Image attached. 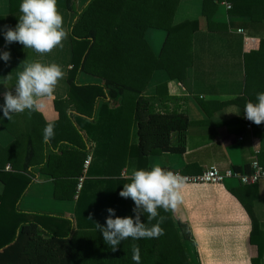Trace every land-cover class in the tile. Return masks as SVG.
I'll return each mask as SVG.
<instances>
[{
  "label": "crops",
  "instance_id": "1",
  "mask_svg": "<svg viewBox=\"0 0 264 264\" xmlns=\"http://www.w3.org/2000/svg\"><path fill=\"white\" fill-rule=\"evenodd\" d=\"M89 1L72 0L71 9L67 6V0H57L68 36L62 46L44 55L23 48L21 54L16 56L4 38V26L7 25L0 22V51L10 52L11 55L6 62L10 70L5 79L0 80V98L3 103L5 91L12 90L14 93L17 73L22 70L23 61L55 62L64 72V78L58 82L54 94L40 101L43 105L41 108L31 114L28 110L13 113L17 117L15 125L29 132L41 144L45 125L59 120L54 100L69 97L67 75L72 67L70 32L76 13ZM202 2L179 0L173 24L201 18ZM216 3L211 17L213 28H206L203 23L190 35L186 57L189 63L181 79L171 78L165 69L157 68L141 92L143 96L166 97L165 107L185 111L188 118V125L182 133H171V144L182 145L183 150L148 154L144 166L146 169L159 164L165 169L171 168L190 175L212 166L249 171L254 158L264 166V123H253L251 130H247L242 121L245 106L235 101L243 97L245 92L244 54L258 48L259 40L264 38V21L251 23L249 17L231 14L217 0ZM19 14V6L12 11L9 0H0V17L9 19ZM238 29H242V32ZM165 36V31L160 28L146 30L145 40L155 55H158ZM77 82L102 83V79L98 75L80 71ZM125 96L127 99L123 109L127 123H124V130L118 135L112 134V129L122 109L120 98L98 99L93 116L80 113L72 105L64 109L85 145V150L79 151L91 154L90 171L88 169L83 174L82 186L79 190L75 189L72 197L60 199L54 194L55 182L51 175L42 172L39 166L33 167L34 177L18 202L19 210L63 217L71 221L74 229L79 230L95 228L96 223L104 225L109 215L108 208L115 210V216L123 217L124 200L119 193L123 189L124 176L130 174L133 166L143 168V165L138 166L137 157L131 153L132 145L139 141L137 121L133 118L138 94L127 92ZM103 107H106V113H102ZM61 135L54 136L58 138ZM112 135L116 136L113 143L116 159L109 167L113 175L105 176L102 169L107 143L110 136L113 138ZM74 136L78 138L76 133H73ZM13 139V134L0 126V145L5 146ZM45 147L47 154L58 153L52 151L48 144ZM79 156L81 159L82 154ZM2 190L0 181V193ZM181 191L183 202L169 213L175 222L181 220L190 227L192 239L182 238L189 264H253L252 258L257 255L258 248L249 241L251 218L241 201L251 205L260 225L263 251L259 263L264 264V180L245 185L230 179L218 184H185Z\"/></svg>",
  "mask_w": 264,
  "mask_h": 264
},
{
  "label": "trees",
  "instance_id": "2",
  "mask_svg": "<svg viewBox=\"0 0 264 264\" xmlns=\"http://www.w3.org/2000/svg\"><path fill=\"white\" fill-rule=\"evenodd\" d=\"M9 1L12 11L22 2ZM228 1L231 2V14L247 16L251 23L264 21V0ZM178 2L90 0L76 13L70 32L72 67L67 75L69 97L54 100L59 112V120L53 123L54 132L56 135L61 133L60 137L54 136L49 143L43 141L41 144L29 132L15 125V114H11L8 120L0 110V126L14 136L9 144L0 145V181L3 184L0 193V264H136L132 259L133 245L140 249L139 264H189L182 238L192 239L190 227L181 220L175 222L169 211L163 209H158L160 215L166 218L161 225L163 235L151 239L128 238L121 242L116 251H112L104 242L96 227L90 230L74 229L71 221L66 218L18 209V202L34 177L33 167L39 166L42 172L51 175L55 182L54 194L60 199L73 196L78 178L90 167L89 164L86 171H83L86 154L80 151L85 150V145L70 116L64 111L67 106L72 105L80 113L93 116L98 99L120 98L122 109L112 129V134L114 132L118 135L124 130V123H127L123 109L127 99L125 93L135 92L138 97L134 104L133 118L137 121L139 141L132 145L131 153L137 157L138 166L143 165L146 169L144 166L148 154L183 150L182 145L171 144V133H182L186 129V112L165 107L166 97L141 95L152 72L157 68L165 69L171 78L181 79L189 63L186 57L191 33L203 23L206 28H213L211 17L216 8V0H203L201 18L173 24ZM67 6L72 9V0H67ZM20 15L9 19L0 17V22L14 29ZM149 28H160L166 33L158 55H155L145 40V32ZM9 45L16 56L24 48L18 42ZM244 69V96L235 100L243 106L248 101L256 102L257 93L264 92V38L259 40L257 49L244 54ZM8 70L10 67L0 59V80L5 79ZM80 71L100 76L102 83H78ZM3 104L0 98V106ZM101 110L106 113V107ZM73 133L78 138L73 137ZM112 137L107 143L102 169L105 176L113 175L109 167L116 159L113 146L116 136ZM46 144L58 153L47 154ZM6 163L9 169L5 168ZM127 182L125 179L124 184ZM231 191L236 194L235 190ZM123 200L122 216L135 218L134 202L130 198ZM241 203L251 218L249 241L258 248L252 263L260 264L263 251L260 225L251 205L244 201ZM141 221L149 227L157 222L153 220L148 223L146 214L141 216Z\"/></svg>",
  "mask_w": 264,
  "mask_h": 264
},
{
  "label": "clouds",
  "instance_id": "3",
  "mask_svg": "<svg viewBox=\"0 0 264 264\" xmlns=\"http://www.w3.org/2000/svg\"><path fill=\"white\" fill-rule=\"evenodd\" d=\"M21 15L15 28L5 27L4 38L7 43L18 42L24 48L32 49L40 55L50 53L68 36L64 28L63 16L57 7V0H22L19 5ZM10 52L0 53V59L8 62ZM23 68L17 73V80L12 90L3 94L4 104L0 106L3 117L11 119V114L22 113L25 110L36 111L43 105V98L54 94L58 82L64 78V72L55 62L42 63L39 60L23 61ZM247 120L260 125L264 123V92L257 93L256 102L248 101L244 107ZM55 125L47 123L43 129V141L49 143L54 137ZM128 180L123 184L119 195L130 198L135 207L133 217L115 216V210L108 208V216L104 225L96 223V229L102 234L104 242L116 251L122 241L132 238H158L164 234L161 227L164 216L158 209L165 212L175 210L183 202L182 189L186 178L171 170L154 164L150 169L132 167L130 174H125ZM147 216V222H157L150 227L141 221V216ZM115 217V218H114ZM159 217V219H157ZM90 219V217H89ZM132 259L139 264L140 249L132 246Z\"/></svg>",
  "mask_w": 264,
  "mask_h": 264
},
{
  "label": "built area",
  "instance_id": "4",
  "mask_svg": "<svg viewBox=\"0 0 264 264\" xmlns=\"http://www.w3.org/2000/svg\"><path fill=\"white\" fill-rule=\"evenodd\" d=\"M226 9L231 8V2L228 0H219ZM239 32H242V29H238ZM242 121L243 125L247 130H251L253 122L249 121L245 117V112H242ZM239 139H242L240 137ZM91 154H87L84 162H83V171H86L91 161ZM6 169H9L10 166L6 165ZM171 170L175 173L180 174L181 176L186 178L185 184H218L224 182L226 179H233L238 182V184H256L259 181L264 180V166L259 163L257 159H252L250 162V170L249 171H236L232 168L220 169L216 166L207 167L203 171L198 174H184L174 169ZM83 175L78 178L76 188L79 190L82 186Z\"/></svg>",
  "mask_w": 264,
  "mask_h": 264
},
{
  "label": "rangeland",
  "instance_id": "5",
  "mask_svg": "<svg viewBox=\"0 0 264 264\" xmlns=\"http://www.w3.org/2000/svg\"><path fill=\"white\" fill-rule=\"evenodd\" d=\"M227 180V179H226ZM230 181H233V182H237V181H235V180H232V179H230ZM238 183V182H237Z\"/></svg>",
  "mask_w": 264,
  "mask_h": 264
}]
</instances>
